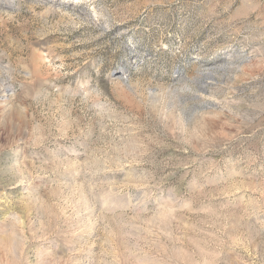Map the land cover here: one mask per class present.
<instances>
[{"label":"rangeland","instance_id":"rangeland-1","mask_svg":"<svg viewBox=\"0 0 264 264\" xmlns=\"http://www.w3.org/2000/svg\"><path fill=\"white\" fill-rule=\"evenodd\" d=\"M0 264H264V0H0Z\"/></svg>","mask_w":264,"mask_h":264}]
</instances>
